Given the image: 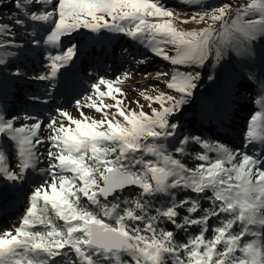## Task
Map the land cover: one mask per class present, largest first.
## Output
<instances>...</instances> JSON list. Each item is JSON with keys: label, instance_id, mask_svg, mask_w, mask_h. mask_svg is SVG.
<instances>
[{"label": "snow or ice", "instance_id": "6c2138e0", "mask_svg": "<svg viewBox=\"0 0 264 264\" xmlns=\"http://www.w3.org/2000/svg\"><path fill=\"white\" fill-rule=\"evenodd\" d=\"M181 2L202 6L201 0ZM9 5L13 10L8 22L0 11V141L12 143L16 160L13 168L0 144V185H24L32 172L40 183L34 181L15 234L0 235V264H264V148L252 153L232 150L219 141L181 133L175 119L201 83L197 69L220 65L235 54L248 66L245 78L256 87L260 107L250 117L244 148L264 145V72L251 67L257 59L255 44L258 38L264 40V0H251L232 13L230 4L198 12L193 21L210 19L211 25H221L199 31L179 30L173 11L161 0H0V9ZM256 13L259 19L253 18ZM80 29L95 34L107 30L147 44L155 56L174 66L166 89L175 94L160 92L154 98L160 107L152 108L151 115L125 113L114 95L122 88L98 77L91 85L94 95L75 101L81 118L58 108L64 119L56 127L57 119L49 117L46 127L52 135L45 140L39 134L45 126L40 115L11 114L9 78L47 82L44 95L33 93L27 99L49 104L58 86L53 81L80 51L78 44L63 45L62 38ZM17 30L31 39L21 41ZM168 46L174 47V55ZM33 52L46 72L29 74L25 61ZM123 52L127 56L128 50ZM102 85L107 92L101 91ZM67 87L74 88V82ZM95 96L101 102L105 96L115 100L104 107H117L126 123L114 122L107 112L104 119L87 122L84 107L103 111ZM190 145L203 149L193 157L200 162L194 168L177 158ZM43 146L45 152L40 151ZM44 159L48 165L41 168ZM45 174L51 176L50 184ZM127 189L138 191L125 195ZM180 192L195 195L179 199ZM161 197L164 202L158 203ZM213 218L217 224L210 227ZM180 232L186 239L177 238Z\"/></svg>", "mask_w": 264, "mask_h": 264}, {"label": "rangeland", "instance_id": "374dc122", "mask_svg": "<svg viewBox=\"0 0 264 264\" xmlns=\"http://www.w3.org/2000/svg\"><path fill=\"white\" fill-rule=\"evenodd\" d=\"M161 2L167 6L169 10L174 13L173 23L179 30L184 31H199L211 25L210 19L200 21L199 18L193 21L191 18L198 12L205 10H211L217 8L222 4H230L232 7L229 12L232 13L237 6L241 9L246 7L247 3L251 0H201L202 6H190L187 3L181 2V0H161ZM11 9V11H10ZM12 6L9 5L6 8L0 9L3 12V21L8 22V16L11 15ZM248 17H245L247 19ZM253 18L259 19V13H256ZM183 21H188L184 23ZM215 29H220L221 25L216 23L211 25ZM34 27V26H33ZM29 29H32L30 27ZM27 29V31H29ZM26 31L17 30L18 38L27 42L31 39V36L25 34ZM43 35V33H41ZM63 45L78 44L79 55L76 59L79 60L78 64H72L66 69H61L64 72V81L66 84L74 82L75 87L72 89L67 88L66 92H61V81H53L58 86L54 89L51 95V102L47 105L32 104L28 101L27 97L30 94L44 95L47 88V82L32 81L30 90H22L24 86L22 83H26L22 79L9 78V91L10 93L21 91L25 94L16 93L17 96H23V100H18L16 97L8 96V102L15 104V108L9 107L12 115H21L23 112L30 114H37L44 120L45 126L42 127L40 135L47 140L52 135L51 130L47 129L46 124L49 117H55L58 121L56 127H59V121L64 119L57 114L58 108L66 109L70 115L74 118H81L79 111L76 108L75 101L81 99V97L94 95L91 91V85L98 82V77H104L111 79L114 82V87L118 83L122 88V93H114L116 100L120 101L118 107L123 109L125 113L135 112L140 113L143 111L147 115H151L152 108H159V103L155 102V97L160 92H167L169 94H175L172 90L166 89V83L169 81L170 76L174 71V66L168 61L162 60L160 57L155 56L148 48L147 44L139 43L127 35L119 34L118 36L111 37L106 40L103 35H94L90 30L80 29L70 37L62 38ZM127 49L128 54L125 56L123 50ZM170 55L175 54V49L172 46H168L166 49ZM255 51L257 53V59L252 63L251 67L257 72H264V40L258 38L255 44ZM32 59L25 61L28 67L29 74L46 72L40 61V58L35 56V52L32 54ZM75 59V61H76ZM145 59V63H138L139 60ZM248 66L244 60L238 58L235 54L229 56L226 61L220 65L209 63L204 69H197L202 73V80L199 87L196 89L191 101L186 104L181 113L175 118L181 123L180 132L184 134L199 135L203 139L210 142L223 143L225 146L232 150H242L249 153L259 152L264 145L256 144L248 148H244V134L249 123L251 115L260 110L259 105L255 103L257 98L256 87L248 80V86H252L253 91L250 100L253 101L255 107L251 113L245 112L247 109H239L236 111L233 104L238 99L237 103L244 101L247 98V93L240 89L234 90L233 81L236 85L246 81L245 73ZM65 70H67L65 72ZM188 71L190 69H181ZM91 73V77L88 75ZM125 73L130 75L125 76ZM158 73H168L165 75H158ZM214 75L215 79L209 80L208 76ZM116 77H120L119 82L116 81ZM18 81V83H16ZM27 82L26 84H28ZM231 91L232 95L227 93V90ZM101 91L107 92L105 86H101ZM14 96V95H13ZM145 97H152L153 100L146 99ZM95 101L102 108V112H97L95 109L84 107L83 112L85 116L91 120L104 119L103 112L109 114L110 119L126 123L123 117L117 113V107L107 108L104 105L116 104V101L111 97L105 96L101 102L98 96H95ZM82 103H91L92 101L81 100ZM138 102V103H137ZM249 108V106L247 105ZM234 109V110H233ZM241 113H245L240 115ZM115 114V115H113ZM224 117V119H223ZM227 120V121H225ZM192 121V122H191ZM35 121L29 120L28 123H34ZM193 122L198 123L201 128L199 130H192L189 132H183L190 128ZM227 130L223 129L224 125ZM236 124L237 127H232ZM65 126H68L65 120ZM74 127V125H72ZM217 130V131H216ZM220 131L219 133H217ZM234 132V133H231ZM151 139V138H150ZM141 143L144 140L141 139ZM175 144V141L172 142ZM3 148L6 150L12 166L15 168L16 154L11 142L4 140L0 141ZM41 152L46 151V146L40 148ZM197 152H203V149L198 145H190L187 153L183 156H177L188 167L194 168L199 161L193 159ZM212 159H215V154H210ZM114 159V157H111ZM145 159H154L151 156H146ZM48 161L46 159L40 164L41 168H46ZM48 183H51V176L45 174L43 177ZM34 181L39 184L40 179L35 172L29 174L27 183L24 185H17L10 187L8 184L0 185V203H3L4 210L3 215L0 216V234L5 231H12L21 226L23 217L26 214L28 204V195L31 189L34 187ZM138 189H127L125 195H134ZM50 194V188L48 189ZM185 195H195L188 192H180L178 198L182 199ZM210 195V193H209ZM164 198L161 197L158 203H163ZM43 201H40V205ZM204 207L208 206L207 201H203ZM39 207V206H38ZM50 209V206H49ZM51 212V209H50ZM184 214L183 212L181 213ZM58 223H62L57 221ZM107 223H113L112 221L105 219ZM217 220L213 218L210 221V227L216 225ZM167 228H171V225H162ZM198 229H192V233H196ZM178 239H186L184 233L180 232L177 236ZM126 259H130L125 257Z\"/></svg>", "mask_w": 264, "mask_h": 264}, {"label": "trees", "instance_id": "16d2710c", "mask_svg": "<svg viewBox=\"0 0 264 264\" xmlns=\"http://www.w3.org/2000/svg\"><path fill=\"white\" fill-rule=\"evenodd\" d=\"M10 11H11V9H10ZM30 31H32V29H29V31H27V32H30ZM25 34H26V32H24ZM22 80H25L26 81V83L27 82H29L28 84H26L25 82L24 83H22L21 82V84H22V86H24L23 87V89L22 90H25V88L27 89V90H30V86H32V84H31V80H26V79H22ZM236 81V80H235ZM235 81H233V86H234V90H236V89H240V91L239 92H241V90H243V91H245L246 93H247V98H245V100L244 101H241L240 103H237V106L238 107H236V102H238V99H236L235 101L236 102H234V100H233V104L235 105V109H236V111H239V109L241 108V109H247V110H245V112H247L248 111V113H251L253 110H254V106H253V101H251L250 100V98H251V95L253 94L252 92L253 91H251V89L250 88H252V86H248V80L246 79V81H243L241 84H237L236 85V83H235ZM16 83H18V81H16ZM227 90V93L229 94V95H232V93H230L231 91H229L228 89H226ZM16 93H19V94H25V93H23V92H21V91H18V92H14V93H10V91H9V94H8V96H10V97H16ZM14 95V96H13ZM23 96H25V95H22V96H17L16 97V99H18V100H23ZM247 105L249 106V108L247 107ZM8 106L9 107H12V108H15L16 109V107H15V104L13 103V104H10L9 102H8ZM234 110V109H233ZM243 114H245V113H241L240 115H243ZM223 119H224V117H223ZM225 121H227V120H225ZM192 122V121H191ZM224 125V124H223ZM234 126V128L235 127H237V125L236 124H233L232 125V127ZM199 130V129H201L199 126H198V123H196V122H193V124H191V126H190V128L189 129H187V130H184L183 132H189V131H191L192 132V130ZM223 129H225V130H227V128H226V126L224 125L223 126ZM217 131V130H216ZM220 131H218L217 133H219ZM231 133H234V132H231ZM187 134V133H186Z\"/></svg>", "mask_w": 264, "mask_h": 264}, {"label": "bare ground", "instance_id": "6f19581e", "mask_svg": "<svg viewBox=\"0 0 264 264\" xmlns=\"http://www.w3.org/2000/svg\"><path fill=\"white\" fill-rule=\"evenodd\" d=\"M99 34H101V35H103V37L106 39V40H108V39H110L111 37H114V36H118L119 34L118 33H111V32H109V31H107V30H105V31H102L101 33H99ZM99 34H95L94 33V35H99ZM79 63V60L78 59H76V61H74V64H78ZM67 70H65V72H66ZM63 77V78H62ZM60 78H62V80H59V81H61V84L60 85H62L60 88H61V92H66V90H67V84H66V81H64L65 79H64V72H60V76H59V79ZM3 206H5L3 203H0V216L1 215H3V212H4V210H6ZM3 233H1L0 235H2Z\"/></svg>", "mask_w": 264, "mask_h": 264}]
</instances>
